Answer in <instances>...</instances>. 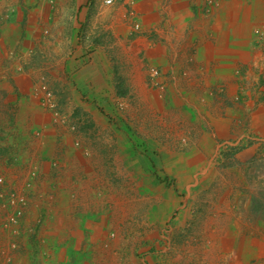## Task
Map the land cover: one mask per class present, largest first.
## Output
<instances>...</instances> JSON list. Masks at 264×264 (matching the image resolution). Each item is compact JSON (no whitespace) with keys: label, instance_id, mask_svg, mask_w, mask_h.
Returning <instances> with one entry per match:
<instances>
[{"label":"rangeland","instance_id":"1","mask_svg":"<svg viewBox=\"0 0 264 264\" xmlns=\"http://www.w3.org/2000/svg\"><path fill=\"white\" fill-rule=\"evenodd\" d=\"M117 2L0 0V264H264V21L219 66Z\"/></svg>","mask_w":264,"mask_h":264},{"label":"crops","instance_id":"2","mask_svg":"<svg viewBox=\"0 0 264 264\" xmlns=\"http://www.w3.org/2000/svg\"><path fill=\"white\" fill-rule=\"evenodd\" d=\"M128 1L116 0V13H120L121 6ZM133 5L134 16L137 21L140 20L142 32L147 29L150 31L151 27L156 29L155 26L161 24L167 38L175 40L177 49L185 51L192 46L194 40H198V43L205 40L207 44L203 48L207 50L195 54L197 58L184 51L180 53L181 57H195L196 60L203 58V63L210 64L213 61L219 66H231L237 59L245 62L246 51L237 50L256 46L250 33L256 22L264 21V0H214L213 4L207 0H134ZM118 28L127 35L135 33L121 22ZM215 35L217 38L213 39ZM119 44L125 48L124 42ZM145 48V57L149 60L157 58L152 53V39L149 38V44Z\"/></svg>","mask_w":264,"mask_h":264},{"label":"built area","instance_id":"3","mask_svg":"<svg viewBox=\"0 0 264 264\" xmlns=\"http://www.w3.org/2000/svg\"><path fill=\"white\" fill-rule=\"evenodd\" d=\"M208 3H213L214 0H207ZM103 2L107 5H111L115 2V0H103ZM157 74V70L156 69H152L151 70V75L155 76Z\"/></svg>","mask_w":264,"mask_h":264}]
</instances>
